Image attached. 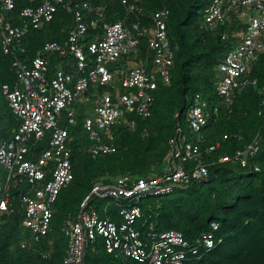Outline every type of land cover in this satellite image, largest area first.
<instances>
[{
    "label": "built area",
    "instance_id": "obj_1",
    "mask_svg": "<svg viewBox=\"0 0 264 264\" xmlns=\"http://www.w3.org/2000/svg\"><path fill=\"white\" fill-rule=\"evenodd\" d=\"M120 1L128 12L136 10L130 0ZM28 2L14 17L11 12L19 0H0L1 49L13 55L16 74L15 83L3 84L1 93L18 120L11 138L0 140V225L3 216L17 205L22 213V231L29 236V240L21 241V248L33 247L48 233L57 195L73 178L69 127L76 124L77 103L90 97L95 102V116H82L87 153L91 157L112 153V127L118 123L133 127V119L126 115L150 116L154 91L158 83L170 81L174 60L167 32V7L156 10L151 26L146 27L137 21H103V7L90 0ZM58 6L73 18L66 39L61 43L46 41L25 61L21 53L27 30L42 29ZM200 19L206 30L219 34L228 44L216 65L214 89L229 107L244 88L256 82L248 74L264 52V0H211ZM98 25L101 35L85 41V32ZM141 38L146 41L144 57L137 54ZM53 59L57 60L55 65ZM191 100L183 122L178 120L179 113L175 114L174 132L167 140L168 163L161 172L139 177L126 174L110 183L96 182L80 202L77 214L63 220L60 230L67 238V247L62 264H86L88 246L97 236L107 253L144 264H184L222 242L215 235L216 222L195 241L176 230L156 231L151 224L144 231L136 228L137 221L144 218L140 201L202 182L212 165L234 162L249 172L264 173V167L252 161L261 150L257 136L232 155L202 161L228 135L202 148L207 143L203 130L209 118L216 122L219 108L211 106L198 91ZM42 142L44 146L36 151ZM16 187L20 191L11 194L10 189ZM105 197L121 201L116 204L117 220L99 215L93 201ZM110 206L111 202H106L103 212ZM146 222L144 218L143 224Z\"/></svg>",
    "mask_w": 264,
    "mask_h": 264
},
{
    "label": "trees",
    "instance_id": "obj_2",
    "mask_svg": "<svg viewBox=\"0 0 264 264\" xmlns=\"http://www.w3.org/2000/svg\"><path fill=\"white\" fill-rule=\"evenodd\" d=\"M90 1L103 7V21L123 20L127 24L137 21L146 27L151 26V16L156 10L167 7V32L174 53L170 81L158 83L149 117L126 115L127 119H133V127L126 123L112 127L115 145L112 153L91 157L86 147H81L75 133L83 130L82 116H77L76 124L69 127L73 178L57 195L48 233L33 247L21 248V241L29 240V236L22 231V213L14 201L15 210L4 215L0 225V264H62L67 247V238L60 230L63 220L77 214L80 202L96 182L110 183L126 174L139 177L161 172L168 163L167 140L174 132L175 114L179 113L178 120L183 122V114L197 91L210 100L211 106L219 108L216 122L208 119L203 130L207 143L201 147L228 135L221 140L220 147L210 156L204 155L202 161L232 155L257 136L261 150L252 161L264 167V52L259 54L248 74L255 84L244 88L226 107L223 99L215 94L214 74L228 44L219 34L206 30L200 20L202 10L211 0H130L129 3L136 5L134 12H128L120 0ZM27 5L28 0H19L11 14L15 17L20 8ZM72 24L71 13L58 6L52 20L42 29L27 30L22 39L21 57L29 60L46 41L63 42ZM84 35L85 41L101 35L100 25L90 27ZM145 44V39L141 38L138 57H144ZM12 58L13 55L2 51L0 44V140L11 138L18 128V120L1 93L3 84L13 85L16 81ZM43 146L44 142L36 151ZM208 169H215V178L209 183L197 182L177 188L162 198L140 201L138 205L147 222L143 224L144 218L137 221L136 228L144 231L151 224L156 231L176 230L186 239L195 241L216 222L215 235L221 237L222 242L202 251L200 258L184 264H264V173L249 172L234 162L212 165ZM18 191L17 187L10 189L11 194ZM106 202H111V206L104 213ZM93 203L101 217L118 219L116 204H120V200L105 197L94 199ZM85 261L86 264H144L107 253L99 236L88 246Z\"/></svg>",
    "mask_w": 264,
    "mask_h": 264
},
{
    "label": "rangeland",
    "instance_id": "obj_3",
    "mask_svg": "<svg viewBox=\"0 0 264 264\" xmlns=\"http://www.w3.org/2000/svg\"><path fill=\"white\" fill-rule=\"evenodd\" d=\"M215 76L216 73L214 74V77ZM94 90L98 92V89H94ZM94 107H95V102L93 97H90L88 100L85 101L84 100L79 101L76 105L77 113H79L81 116L86 115L92 118L95 116ZM75 137L79 140V144L81 145V147L85 148L88 145L87 135L83 130L80 132H76ZM148 200L153 201L154 199L148 198Z\"/></svg>",
    "mask_w": 264,
    "mask_h": 264
},
{
    "label": "water",
    "instance_id": "obj_4",
    "mask_svg": "<svg viewBox=\"0 0 264 264\" xmlns=\"http://www.w3.org/2000/svg\"><path fill=\"white\" fill-rule=\"evenodd\" d=\"M215 178V169L209 173V175L202 182L209 183Z\"/></svg>",
    "mask_w": 264,
    "mask_h": 264
},
{
    "label": "crops",
    "instance_id": "obj_5",
    "mask_svg": "<svg viewBox=\"0 0 264 264\" xmlns=\"http://www.w3.org/2000/svg\"><path fill=\"white\" fill-rule=\"evenodd\" d=\"M52 62L55 65L57 63V60L56 59H53Z\"/></svg>",
    "mask_w": 264,
    "mask_h": 264
}]
</instances>
